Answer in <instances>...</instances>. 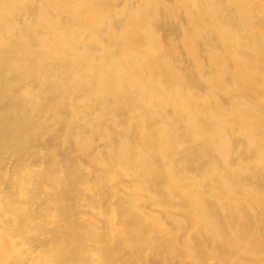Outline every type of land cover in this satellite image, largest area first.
I'll return each mask as SVG.
<instances>
[{
	"label": "bare ground",
	"instance_id": "obj_1",
	"mask_svg": "<svg viewBox=\"0 0 264 264\" xmlns=\"http://www.w3.org/2000/svg\"><path fill=\"white\" fill-rule=\"evenodd\" d=\"M35 84L93 108L83 121L100 133L118 121L101 103L127 114L129 154L96 179L118 166L157 193L110 184L106 233L78 229L52 169L32 163L47 131ZM2 101L0 264H264V0H0Z\"/></svg>",
	"mask_w": 264,
	"mask_h": 264
},
{
	"label": "rangeland",
	"instance_id": "obj_2",
	"mask_svg": "<svg viewBox=\"0 0 264 264\" xmlns=\"http://www.w3.org/2000/svg\"><path fill=\"white\" fill-rule=\"evenodd\" d=\"M35 89L43 107L41 120L46 125L45 130L47 131L30 143L32 151L41 153L33 159L32 163L41 172L48 167L52 169L53 175L51 176H54L52 182L57 188L56 193L68 200L69 207H73V218L78 229L87 230L88 228L85 227L89 223L92 228L95 226L94 229L106 233L109 231V225L119 224L116 200L111 193L110 184L112 186L126 185L131 189L144 185L146 195L147 193H157V189L153 186V178L146 177L137 180L134 176L128 177L119 173L121 168L118 166H111L110 168L112 175L116 177L115 180L98 182L96 179L97 174L102 172L100 165L116 162L121 155L129 154V142L132 138L126 136L127 114L112 101L101 103L100 108L108 110L111 113L110 118L117 117L118 121L102 120L100 127L102 133H100L94 131L91 126H88V123L84 124L83 121V117L90 115L94 109H90L88 106L75 109L70 106L68 103L72 99L70 91L60 89L54 92H46L40 84H35ZM63 101L68 104L65 108L61 107ZM7 105L8 101H2L0 108ZM88 109L90 110L88 111ZM39 114H36L34 118ZM93 115H95L94 112L91 116ZM64 120L66 123L73 121L72 128L66 129L65 127L64 130L62 125ZM104 134L115 139L116 146L113 150H108L101 142L99 143V139ZM134 139L139 141L138 138ZM64 140L65 144L63 143ZM93 145L102 152L99 162L92 161L89 157ZM134 150L133 147L131 152L133 153ZM42 153H46V155H42ZM10 162L14 166L17 162L16 158L11 157ZM117 178H123V181L119 182ZM141 205L150 220L154 216L159 222L169 224L167 214L160 208L158 202L154 203L147 197L145 199L143 197ZM63 207L68 208L66 205ZM170 226L173 227V225ZM148 262L149 264L155 263L151 259Z\"/></svg>",
	"mask_w": 264,
	"mask_h": 264
}]
</instances>
